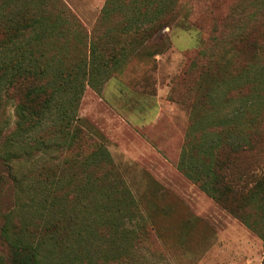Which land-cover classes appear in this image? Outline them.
Segmentation results:
<instances>
[{
  "label": "trees",
  "instance_id": "trees-1",
  "mask_svg": "<svg viewBox=\"0 0 264 264\" xmlns=\"http://www.w3.org/2000/svg\"><path fill=\"white\" fill-rule=\"evenodd\" d=\"M225 6L106 0L87 33L61 0H0V119L8 106L15 118L0 148L58 153L25 184L39 197L36 215H5L6 264H47L39 254L46 245L56 264H91L88 234L105 245L96 264H147L156 250L152 227L77 111L86 80L100 92L131 57L157 54L177 20L207 34L170 86L173 98L178 84L197 91L192 100L171 99L190 110L178 170L264 238V0Z\"/></svg>",
  "mask_w": 264,
  "mask_h": 264
},
{
  "label": "rangeland",
  "instance_id": "rangeland-1",
  "mask_svg": "<svg viewBox=\"0 0 264 264\" xmlns=\"http://www.w3.org/2000/svg\"><path fill=\"white\" fill-rule=\"evenodd\" d=\"M61 1L87 33L106 3V0ZM223 2L229 8L237 0ZM164 32L155 47L157 54L131 57L122 72L104 83L100 92L86 80L77 111L81 125L103 143L137 211L152 227L156 250L147 255V264H264V238L178 170L190 110L171 99L192 100L197 91L178 84L173 98L170 86L186 58L193 59L195 51L207 43V34L195 27L180 26L178 20ZM0 120V138L7 137L15 122L11 106ZM239 130L244 132L248 128ZM43 151L0 148V233L8 213L36 215L38 204L32 200L40 202L39 197L28 194L25 184L32 183L31 175L43 162L58 154L53 149ZM260 158L264 166V154ZM61 160L59 155L55 163ZM135 223L126 226L133 229ZM90 236L84 235L82 243H87L85 249L91 264H96L94 260L105 245L101 240L92 241ZM39 254L47 264H56L55 256L48 260L47 245L40 247ZM6 255L0 238V264H6Z\"/></svg>",
  "mask_w": 264,
  "mask_h": 264
}]
</instances>
